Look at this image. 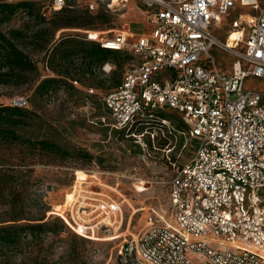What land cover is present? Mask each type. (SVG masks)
<instances>
[{"label":"built area","instance_id":"2783aa9c","mask_svg":"<svg viewBox=\"0 0 264 264\" xmlns=\"http://www.w3.org/2000/svg\"><path fill=\"white\" fill-rule=\"evenodd\" d=\"M130 1L150 9L153 31L92 40L133 60L119 86L87 92L101 95L114 130L147 111L176 114L186 128L182 148L193 145L194 154L169 181L167 211H152L120 255L143 264H264V92L247 89L248 80L264 79V0H109L108 7ZM64 7L53 0L54 11ZM238 7L251 12L238 15L222 42L210 30ZM214 48L237 58L231 69L218 67ZM143 136L137 142L148 152ZM107 205L106 215L115 203Z\"/></svg>","mask_w":264,"mask_h":264},{"label":"rangeland","instance_id":"374dc122","mask_svg":"<svg viewBox=\"0 0 264 264\" xmlns=\"http://www.w3.org/2000/svg\"><path fill=\"white\" fill-rule=\"evenodd\" d=\"M30 1L35 3L33 12L20 11L5 23L0 17V32L25 34L18 44L37 64L38 73L21 87L0 85V105L21 106L25 101L34 113L25 137L55 142L70 157L0 144V226L27 224L44 216L53 230L26 236L16 247L0 250V264H143L122 257L121 245L147 228L152 211L160 216L167 211L169 181L178 167L190 161L193 145L183 149V138L170 153L145 152L140 144L121 139L107 126L110 120L102 111L101 95L92 96L86 90L92 87L108 93L131 68V61L122 60L119 65L111 61L110 73L97 71L96 80L81 77L80 89L62 87L44 98L35 90L44 79L69 71L70 66L60 60L49 61L60 40L96 42L92 40L104 34L128 30L151 35L150 9L138 1L110 9L109 0H65V10L58 13L52 9L53 0ZM90 3L96 5L93 13L87 10ZM250 12L236 8L221 18L220 25L214 24L211 33L224 42L238 15ZM77 14L102 15L103 20L92 29L64 26ZM211 54L221 70L231 69L237 60L217 48ZM247 89L264 92V79L248 80ZM77 185L80 190L75 192ZM113 202L115 207L106 215L107 204ZM15 219L24 220L11 221Z\"/></svg>","mask_w":264,"mask_h":264},{"label":"trees","instance_id":"16d2710c","mask_svg":"<svg viewBox=\"0 0 264 264\" xmlns=\"http://www.w3.org/2000/svg\"><path fill=\"white\" fill-rule=\"evenodd\" d=\"M34 6L35 3L30 0L16 2L0 0L1 20L4 23L8 22L20 11L33 12ZM64 10L65 8L58 13H62ZM69 19L72 21L67 22L64 26L77 25L91 29L103 20L102 15L92 16L90 14L72 15ZM25 37V34L20 30H12L8 35L0 32V85L21 87L29 82L31 75L38 73L37 64L18 44ZM57 59L69 65V71L58 72L59 77L46 78L41 81L35 90V95L41 98L50 97L62 87L70 90L80 89L82 88L79 83L81 77L89 75L93 80H96L97 71L103 72V67L106 64L114 60L116 65H119L120 61H132L133 57L128 53L104 49L98 42H77L74 38H63L50 53V62ZM76 76H80V78H76ZM121 81L117 83L116 87L121 84ZM76 82L80 86H77ZM98 99L101 102L102 111L108 116L101 98ZM33 117L34 113L27 107L0 105V144L24 145L34 152L51 154L62 159L70 157L69 152L55 142L25 137L24 130L30 125ZM165 121L170 123V130ZM108 127L110 128V126ZM185 129L183 122L174 113L147 111L136 117L126 128L112 130L121 139L134 142L135 145L139 144L137 136L144 135L143 139L147 138L145 143L149 150L165 153L183 141L180 132H184ZM151 133H155L153 140ZM20 220L24 219L11 221L16 223ZM44 220L43 216L30 220L31 223L27 224L0 226V250L16 247L26 236H37L53 231Z\"/></svg>","mask_w":264,"mask_h":264},{"label":"bare ground","instance_id":"6f19581e","mask_svg":"<svg viewBox=\"0 0 264 264\" xmlns=\"http://www.w3.org/2000/svg\"><path fill=\"white\" fill-rule=\"evenodd\" d=\"M126 35H130V33H129V30L127 31V32H124ZM235 36H233V38H234ZM232 38V39H233ZM231 44V43H230ZM80 190V187H79V185H77L76 187H75V189H74V191L75 192H78ZM79 195H82V194H79ZM85 197V195L83 196V198ZM85 202L84 201H82V206H85V204H84ZM63 208H61V210H62ZM75 211V210H74ZM62 212V211H61ZM73 214H77V212H75V213H73Z\"/></svg>","mask_w":264,"mask_h":264}]
</instances>
